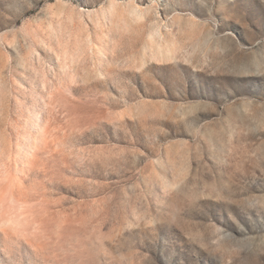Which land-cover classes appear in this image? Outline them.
<instances>
[{"label":"rangeland","instance_id":"1","mask_svg":"<svg viewBox=\"0 0 264 264\" xmlns=\"http://www.w3.org/2000/svg\"><path fill=\"white\" fill-rule=\"evenodd\" d=\"M0 264H264V0H0Z\"/></svg>","mask_w":264,"mask_h":264},{"label":"bare ground","instance_id":"2","mask_svg":"<svg viewBox=\"0 0 264 264\" xmlns=\"http://www.w3.org/2000/svg\"><path fill=\"white\" fill-rule=\"evenodd\" d=\"M108 11H109V14H113L114 13V7L113 6H110L108 8Z\"/></svg>","mask_w":264,"mask_h":264}]
</instances>
